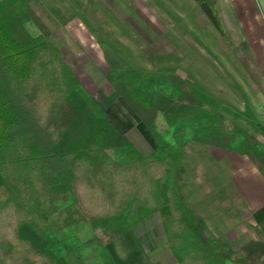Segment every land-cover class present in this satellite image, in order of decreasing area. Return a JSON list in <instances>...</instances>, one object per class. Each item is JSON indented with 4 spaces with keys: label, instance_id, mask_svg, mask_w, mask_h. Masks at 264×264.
I'll use <instances>...</instances> for the list:
<instances>
[{
    "label": "trees",
    "instance_id": "16d2710c",
    "mask_svg": "<svg viewBox=\"0 0 264 264\" xmlns=\"http://www.w3.org/2000/svg\"><path fill=\"white\" fill-rule=\"evenodd\" d=\"M192 1L228 39L215 0ZM32 20V0H0V264H115L105 245L152 213L177 264H264L263 241L229 251L182 194L190 142L244 155L264 178L256 137L203 110L179 76L143 75L100 41L106 82L154 143L141 154ZM86 226L101 236L80 239Z\"/></svg>",
    "mask_w": 264,
    "mask_h": 264
},
{
    "label": "rangeland",
    "instance_id": "374dc122",
    "mask_svg": "<svg viewBox=\"0 0 264 264\" xmlns=\"http://www.w3.org/2000/svg\"><path fill=\"white\" fill-rule=\"evenodd\" d=\"M32 8L37 20L26 23V29L32 34L42 33L59 49L81 86L110 122L117 126L121 122L128 125L124 136L128 142L130 140L132 147L145 153L154 147V143L147 137L146 141L151 142L147 144L140 136L139 127L144 126L134 120L137 117L106 82L108 66L98 46L100 41L111 45L122 60L143 75H176L182 78L200 100L203 110L222 115L224 111L232 110L238 116L239 87L241 79L246 80L240 57L245 56V52L227 38L214 34L205 24L208 20L190 2L32 0ZM192 24L197 27L194 31L191 30ZM107 153L114 159L120 154L116 150H107ZM194 153V150H188L186 171L182 175L184 185L188 184L184 187V198L190 206L193 202L190 189L194 185L191 182L199 175V181L207 185H211L212 179L207 175L201 176V167ZM215 179L214 182L219 184V179ZM201 198L199 205L203 202L221 205L215 202L223 200L217 190L205 192ZM192 207L201 212V216L207 215V208ZM219 208L218 213L226 211V214H223L221 225L209 221L207 234L210 239L219 245L226 244V248L233 253L239 252L250 240L264 242L252 226L240 224L242 217L235 209ZM91 234L101 236L98 230L92 231L86 226L78 237L84 239ZM163 248L159 247L155 252L157 258L166 255Z\"/></svg>",
    "mask_w": 264,
    "mask_h": 264
},
{
    "label": "crops",
    "instance_id": "0c3cea01",
    "mask_svg": "<svg viewBox=\"0 0 264 264\" xmlns=\"http://www.w3.org/2000/svg\"><path fill=\"white\" fill-rule=\"evenodd\" d=\"M186 1L197 7L192 0ZM159 2L162 4V0ZM215 2L229 42L245 52V56L240 57L246 80L241 79L242 83L239 87L240 100L238 110H236L238 116L232 110L224 111L223 116L228 118L225 117L227 121L239 124L241 129L255 136L264 148V0H215ZM205 24L214 34L217 33L208 21ZM196 28V25H191L192 31ZM134 120H137L136 122L141 126L142 123L137 118ZM111 123L121 134L125 135L128 125L122 122L120 126L115 125L113 121ZM139 128L142 132V135L138 132L140 136L145 141L148 140L145 139L149 137L145 126ZM148 142L150 141H146L147 144ZM191 149L195 151L193 156L199 162L200 167L204 168L203 170L200 168L201 176L207 175L209 179L212 178L211 185H207L199 181L200 175L198 174V179L191 182L194 185L190 189L193 195L192 206L198 205L199 208L208 209L204 217L196 210L203 219L206 229L209 230V221L221 225L224 219L223 214H226V211L218 213L217 210L223 206L224 208L232 207L241 215L240 224L250 225L264 234V178L250 160L233 150L204 146L196 142L189 143L186 154ZM138 151L141 154H147L150 150L145 153ZM215 178L219 179V184L214 182ZM187 185L183 184V196L184 187ZM216 190L220 191L223 200L218 199L219 201L215 203L220 202L221 205H214V202L208 205L203 202L199 205L205 192L212 193ZM159 247H164L163 249L167 252L162 258L156 257L155 252ZM105 248L115 264H148L149 261L158 264H177L166 244L157 213L144 218L133 226L130 232L109 241Z\"/></svg>",
    "mask_w": 264,
    "mask_h": 264
}]
</instances>
